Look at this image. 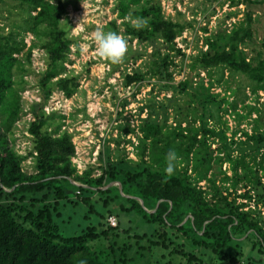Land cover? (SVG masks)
Instances as JSON below:
<instances>
[{
	"label": "trees",
	"instance_id": "16d2710c",
	"mask_svg": "<svg viewBox=\"0 0 264 264\" xmlns=\"http://www.w3.org/2000/svg\"><path fill=\"white\" fill-rule=\"evenodd\" d=\"M256 2L264 5V0ZM3 4H12L24 17L18 14L20 21L14 19L7 32L5 27L0 31V264H160L157 256L172 259L176 255L187 258L190 264H202L197 253L187 252L184 243L177 242L180 238L196 252L205 250L216 258L229 260L230 264L237 261L251 264L253 259L264 264V226L260 220L226 197L208 200L188 175L190 169L197 183L210 182L208 174L213 157L207 141L216 132L207 127L206 115H201V125L191 128L186 135L181 126L169 130L155 121H142L138 162L108 157L99 177L78 176L71 161L76 152L72 136L62 132L61 124L44 111L56 89L71 97L79 87L76 76L64 74L73 44L61 23L67 3L65 0H0V6ZM118 13L126 36L153 47L161 42L172 50L186 28L185 23L163 17L159 0H120ZM127 17L136 23L126 21ZM252 22L249 16L247 27L209 40L208 50L194 58L193 69L224 67L264 88V31L262 51L256 59L248 61L241 49L252 37ZM111 24L116 29V23ZM26 33L41 41L47 63L39 79L42 102L32 109L35 120L29 127L36 153L32 175L23 172V158L8 142L12 122L21 111L14 77L25 70L19 56L26 49ZM167 65V58L162 64L155 62L152 75L169 77ZM123 80L129 87L143 82L145 75L136 71ZM188 84L181 85L185 88ZM3 116H6L4 120ZM217 136L225 139L222 132ZM231 153L228 149L229 156ZM107 181L119 187L106 188ZM97 190L109 212L107 218L114 215L125 218L128 228H122V220L118 227L110 226L106 216L101 215L99 229L91 226L75 236L62 235L57 222L61 206L78 203L72 201L74 196L87 203ZM131 230L138 241H148L145 249L140 247L133 252L130 243L119 241L124 234L130 237ZM100 239H106L107 245H94ZM243 241L252 242V256L247 263ZM232 244L233 252L226 251Z\"/></svg>",
	"mask_w": 264,
	"mask_h": 264
},
{
	"label": "rangeland",
	"instance_id": "374dc122",
	"mask_svg": "<svg viewBox=\"0 0 264 264\" xmlns=\"http://www.w3.org/2000/svg\"><path fill=\"white\" fill-rule=\"evenodd\" d=\"M65 1L67 13L61 23L73 44L64 74L76 76L79 87L71 97L56 89L44 111L61 124L62 132L72 136L76 152L71 161L77 175L99 177L108 157L138 162L142 121L149 119L169 130L181 126L186 135L191 128L199 127L201 115H206L207 127L216 132V136L207 141L213 157L208 174L210 182L197 183L190 169L188 175L208 200L226 197L264 226V88H258L243 75L224 67L193 69L194 58L208 50L209 40L247 27L249 16L253 20L252 37L241 49L248 61L257 58L262 51L264 31V5L256 2L261 0H159L165 19L186 24L172 50L161 42L153 47L126 36L123 20L118 17L120 0ZM18 14L21 16L22 12L15 10L12 4L1 5L0 31L5 27L7 32L14 19L20 21L24 17ZM126 21L136 23L130 17ZM112 22L116 23V29ZM115 30L118 31L116 38ZM24 39L26 49L19 57L25 70L14 77L21 111L12 122L8 142L23 158V172L32 175L36 153L29 127L35 120L32 109L42 102L39 79L47 63L41 41L32 33H26ZM166 58L169 77L153 76L154 63L162 64ZM136 71L143 73L145 80L125 86L124 77ZM185 82L189 84L184 88L181 84ZM220 132L225 139L217 136ZM228 149L232 151L231 156ZM111 186L118 185L107 181L106 188ZM100 196L97 190L87 203L74 196L72 201L78 203L62 205L57 219L61 234L70 237L81 234L87 227L99 229L101 215H105L109 223V212ZM114 216L117 227L122 220V228H128L125 218ZM130 227L135 225L130 224ZM133 235L131 230L130 237L124 234L119 241L130 243L133 252L149 245L148 241H138ZM177 242L184 243L187 252L197 253L202 264H230L229 260L216 258L205 250L196 252L184 238ZM241 243H245L241 247L247 263L252 256V242ZM94 245H107V241L100 239ZM234 246L226 251L232 253ZM157 258L160 264H190L187 258L178 255L172 259ZM250 263L259 264L254 259Z\"/></svg>",
	"mask_w": 264,
	"mask_h": 264
},
{
	"label": "built area",
	"instance_id": "2783aa9c",
	"mask_svg": "<svg viewBox=\"0 0 264 264\" xmlns=\"http://www.w3.org/2000/svg\"><path fill=\"white\" fill-rule=\"evenodd\" d=\"M46 111V110H45ZM77 194L79 192H76ZM117 219L115 217H109V223H111L112 226H116Z\"/></svg>",
	"mask_w": 264,
	"mask_h": 264
},
{
	"label": "water",
	"instance_id": "95a60500",
	"mask_svg": "<svg viewBox=\"0 0 264 264\" xmlns=\"http://www.w3.org/2000/svg\"><path fill=\"white\" fill-rule=\"evenodd\" d=\"M141 204H142V202H141Z\"/></svg>",
	"mask_w": 264,
	"mask_h": 264
}]
</instances>
